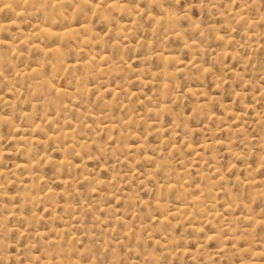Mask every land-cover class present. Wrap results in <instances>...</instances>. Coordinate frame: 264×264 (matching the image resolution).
<instances>
[{
    "label": "rangeland",
    "instance_id": "rangeland-1",
    "mask_svg": "<svg viewBox=\"0 0 264 264\" xmlns=\"http://www.w3.org/2000/svg\"><path fill=\"white\" fill-rule=\"evenodd\" d=\"M30 1L0 0V264H264V0Z\"/></svg>",
    "mask_w": 264,
    "mask_h": 264
},
{
    "label": "bare ground",
    "instance_id": "bare-ground-1",
    "mask_svg": "<svg viewBox=\"0 0 264 264\" xmlns=\"http://www.w3.org/2000/svg\"><path fill=\"white\" fill-rule=\"evenodd\" d=\"M31 1H33V0H31ZM30 1V2H31ZM39 1V4H41L42 6H44L43 4H46L47 2H49V3H53L55 0H37V2ZM27 2V1H26ZM32 3V2H31ZM34 3H36V2H34ZM64 3H69V4H75V3H79V4H82V3H86V0H58V3L57 4H59V5H61V4H64ZM27 5V4H26ZM243 12H240L238 15H237V18L239 19V20H241V21H244V22H249V23H252L251 21H249L247 18H245V16L242 14ZM167 15H169V14H167ZM167 17H170V15L169 16H167ZM46 20H49V19H46ZM47 22H49V21H47ZM172 24V23H171ZM50 25H52L51 23H43L42 25H39V27H38V29H39V31H38V34L40 35V36H47V37H49V36H56V37H58V38H63V37H68V38H73L74 37V33L78 30V29H74V28H72V29H69V30H66V31H64V32H55V31H53V29L52 28H50L49 26ZM220 39H222V38H220ZM26 40H27V38H26ZM87 41H88V43H89V39H87ZM24 42V41H23ZM85 42V41H84ZM25 43V42H24ZM7 45L11 48V43L10 42H7ZM16 45V44H15ZM26 45V44H25ZM28 46V45H27ZM86 46V45H85ZM16 47V48H15ZM14 48L15 49H18L17 48V46H15ZM34 47L35 48H40L41 46L39 45V44H34ZM13 48V49H14ZM87 51V50H86ZM49 52H51V53H53V54H60V52H59V50H58V48H51V49H49ZM160 57V56H159ZM93 59V58H92ZM37 70H38V68H35V67H33L32 68V70L30 71V72H37ZM32 74V73H31ZM35 74V73H34ZM38 74H39V72H38ZM37 75V74H36ZM191 92V91H190ZM196 92H193V94H195ZM201 159V158H200ZM202 160V159H201ZM22 168H24V169H29V167L26 165V164H24V163H22L21 165H20ZM95 181V180H94ZM96 182V181H95ZM100 182H102V181H100ZM255 182H257V181H255ZM259 183V182H258ZM262 185L264 184V180L263 181H261L260 182ZM259 183V184H260ZM174 185V184H173ZM170 186H172V185H170ZM204 195V194H203ZM203 195H199V196H197L196 198H194V200L193 201H195L196 203H201V204H203V200L205 201V199H203ZM207 199V198H206ZM195 203V204H196ZM157 204L159 205V207L161 208V209H163L164 207H165V205L164 204H162V203H160V202H157ZM185 208H176V209H174L173 210V212L171 213L172 215H174V216H176V215H182V214H185ZM251 219L250 218H247V221H250ZM163 221H167V219L166 218H163V219H161L160 220V222H163ZM60 232L59 231H57L56 232V237L58 238V236H60ZM59 264H65L62 260H60L59 262H58ZM46 264H49V263H46Z\"/></svg>",
    "mask_w": 264,
    "mask_h": 264
}]
</instances>
